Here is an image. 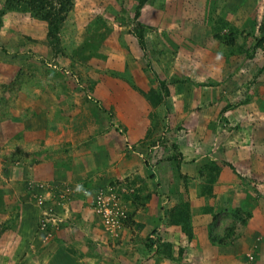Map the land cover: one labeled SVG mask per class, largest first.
Segmentation results:
<instances>
[{"label": "rangeland", "instance_id": "obj_1", "mask_svg": "<svg viewBox=\"0 0 264 264\" xmlns=\"http://www.w3.org/2000/svg\"><path fill=\"white\" fill-rule=\"evenodd\" d=\"M141 1L80 0L60 35L62 53L48 41L45 24L7 23L0 37V264H46L47 251L58 246L76 253L75 245L90 239L84 224L94 221L91 213L106 234L94 245L100 258L119 248L124 264H264V0H146L137 17ZM221 20L247 37L238 42L250 58L219 47L210 30ZM144 32L145 49L138 38ZM64 90L58 115L43 107ZM55 116L68 125H53ZM36 117L46 126H27ZM87 117L105 119L104 126L84 127L89 134L115 129L125 138L117 155L138 154L135 171L160 161H169L176 175L184 165L199 168L206 204L195 213L212 217V234L201 224L200 237L194 235L190 212L179 214L188 221L178 240L159 230L145 245L122 244L126 197L137 191L122 178L92 189L80 167L94 156L65 148L75 142V129L84 130L70 118ZM92 138H84L90 150ZM202 144L212 150L194 164ZM182 151L189 153L187 164ZM45 155L60 172L43 170L50 167ZM34 160L43 166L36 174ZM99 197L119 200L125 212L115 234L97 210ZM138 254L141 260H131Z\"/></svg>", "mask_w": 264, "mask_h": 264}, {"label": "crops", "instance_id": "obj_2", "mask_svg": "<svg viewBox=\"0 0 264 264\" xmlns=\"http://www.w3.org/2000/svg\"><path fill=\"white\" fill-rule=\"evenodd\" d=\"M56 94H57L55 96L56 99L53 100L51 103H49L47 100L44 99L45 101H43V107H46L48 110L49 109L52 110V112L53 110H55V114L58 115V113L61 110H63L64 105H66L65 103H66L67 92L64 90L62 91V93L58 92ZM70 119H71L70 122L75 123L74 125L75 127L82 126L84 128V127L105 125L104 123L105 119L103 117L101 118L87 117L84 119L70 118ZM39 120L40 118L36 117V120L34 121L29 120L25 122L27 126H31V127H33V124L37 125V122L40 123V125L38 126H42V127L46 126V124H43L42 120L40 121ZM49 121H52L54 123L53 125H56V127H62V126L65 127L66 125H68L67 121H69V119L66 118V121H64L62 117L55 116L54 118H49ZM143 125L144 127L147 126L146 120L142 121L139 124V127L142 128V131H143V127H142ZM75 130H76V132L74 131L75 142H73L72 145L67 144L65 148L66 149L71 148L70 150L73 149L75 156L82 157L88 154L94 156V159L86 160L84 164H82V167H80L82 170L84 169V177L87 178V181L84 179L85 180L84 182L90 184V186L93 189L94 184H95L94 186L99 188L101 186H106L108 184H111V182H114L122 178L127 180L129 186L137 191V193L133 195V197L132 195H128L129 197H126L127 198L126 201L128 203V209L130 211V218L127 223L128 227L125 228L123 232V236L121 237V239L123 240L122 244L133 243L134 239H136L140 243H142V245H145L144 241L147 239V237L152 233H155V231L158 232L159 230L163 233L165 232L166 236H168L167 238H171V239L176 238L178 240V238L180 237L179 233L183 232L182 224L181 225L177 224V223H181L179 222L181 217V215L179 214L182 213L191 212V214L194 215L192 217V223L195 229L193 228V230H194V235H197L198 238L200 237V234L197 233V231L199 230L200 232L201 224H203L202 228L203 229L205 228V234L207 233L208 235V233H210L209 232L210 225L213 224L212 217L210 218L209 217L210 215L207 216V215H200L195 213L196 209L200 210V208H202V206L206 204V202L203 201V199L206 198L203 197V194L198 189L200 188L199 186L202 187L205 186L203 180H201L200 178L201 173L198 170L199 168H195L190 165H184L183 168L181 167V170L180 168L178 170V174L179 173L180 174L176 175V173L174 172L177 171H172L173 168L170 167L169 161H160L158 162L157 165L155 164L153 169L151 167L150 170L146 171L141 165H138L135 171L134 165H137L135 159L138 157V154L133 153L128 159H126L125 157L119 158L117 154H120V151H123L125 138H123L122 136H118L115 133V129H112L111 132L113 133L110 134H105L101 132V130L99 129L92 130L93 134L88 133L89 130L88 128H84V130L81 131H78V128ZM146 130H149V128H146L144 130V133ZM59 131L61 133L65 132L64 130L61 129ZM144 133L141 134L142 136L139 139L145 137ZM48 135L49 137H52L50 133ZM88 136L93 137L92 140L96 144V146H93L91 150L90 148L84 146V138ZM70 137L71 135L69 134L68 138ZM137 140H135L134 142H136ZM170 140L168 139V143L172 141ZM205 145L206 144H202L201 147L194 145L196 147L195 148L196 158L194 157L193 159L196 161L192 160L191 161L192 163L194 162V164H198L199 162L198 158H201L206 154H208V151L211 152L212 149L208 150V148H210L211 145L210 144L206 146ZM50 147L57 148V146L55 145L54 146L50 145ZM77 147H81V148L84 147V150L82 151L79 148L77 149ZM108 149H110L112 152L109 153ZM40 150H42L41 152H43L44 150L45 152H48L47 149L44 150L40 149ZM114 150L116 152H114ZM182 153L185 158L184 160L186 161L185 164L189 163V159H188L189 157H187L189 153L188 152L185 153L184 151H182ZM88 156L84 158H87ZM45 157H47V159L44 158L46 160L45 162H48L50 167L43 168V170L48 169L49 172L59 171L54 166V163H51L52 161H49L51 160L50 157L47 155H45ZM105 158L110 159V161H106ZM178 163L181 164V162ZM101 164L103 165L100 166ZM33 165L34 166L32 167L33 168L32 171L35 174H36V170L39 171V167H43L41 165H38V160L37 161L34 160ZM98 165L100 166V170H98L99 169ZM65 170L67 169L65 168ZM21 172L23 174L26 173L24 168H22ZM171 172H173L175 176H173ZM190 175H193V178L192 179L189 178L188 180H190V183L187 184V182L185 183L184 180L186 177ZM219 181L221 180L219 179ZM176 212H178L177 215H175ZM91 214L92 217H88V218L94 221H88V219H86L84 224V234H86L88 237L91 235L90 236L91 240L89 239L88 241H86L84 245L78 243L77 245H75L77 250H82L81 253L79 254L77 250H75L76 253L72 251L71 252L66 251L69 247L63 249L59 248L60 246H58L57 248H50L47 251L49 253L48 257H50V259L46 262V264H124L122 262L123 261L125 262V260L127 261V258L121 255L123 253L119 250V248L113 251L111 257L106 258L105 257L107 256L106 254L104 256L102 255V258H100L99 253H97L95 246H97V242L98 244L100 242L99 241L100 234L104 236H106V234L100 218L96 215H93V213ZM206 217H209V219L206 220L205 219ZM171 233H174L175 235H169ZM182 240L184 241V238H182ZM136 242L137 241H135V243ZM170 243L172 242L170 241ZM59 244H63V243L58 241L57 245ZM115 248L116 246L114 247V249ZM146 252L147 254H149L148 250ZM75 254L76 256H74ZM74 257H76V259ZM139 259L141 260V254H138V256L135 255L131 258V260H134V262H137V260Z\"/></svg>", "mask_w": 264, "mask_h": 264}, {"label": "trees", "instance_id": "obj_3", "mask_svg": "<svg viewBox=\"0 0 264 264\" xmlns=\"http://www.w3.org/2000/svg\"><path fill=\"white\" fill-rule=\"evenodd\" d=\"M79 1L80 0H0V37L5 28H7V23L15 22L16 27H20L19 23L23 20L29 22V24H33L34 22L38 24L42 23L45 24L49 29L47 39L51 46L57 48L58 51L62 53L63 48L60 42V35L69 19L70 14L73 12L76 4ZM145 2L146 0L141 1L137 9V17L140 16L141 9ZM205 5L206 4L203 5V3H200V7L203 9ZM196 22L197 25L203 24L200 21ZM223 28L228 29V33L226 35L222 34ZM210 33L213 35V39L217 41L219 47L230 49V56H248L250 54V49L245 50L239 44L238 40L241 38L246 40L247 37H244V34L242 35V33L236 29L235 25L231 23L229 24L225 20H221L220 22L216 23L215 27L211 28ZM240 34L242 36H239ZM138 38L141 40L143 49H145V45H147L145 42L146 32L138 34ZM250 57L251 55L248 56V58ZM3 99L5 98L3 97ZM183 221L187 222L188 216L181 215L179 222L182 223ZM213 228L214 224L210 228L211 234L213 232ZM166 251H168V254L172 258L170 245L166 246Z\"/></svg>", "mask_w": 264, "mask_h": 264}, {"label": "built area", "instance_id": "obj_4", "mask_svg": "<svg viewBox=\"0 0 264 264\" xmlns=\"http://www.w3.org/2000/svg\"><path fill=\"white\" fill-rule=\"evenodd\" d=\"M102 197V196H101ZM99 197V206L97 210L104 219L107 229L111 233H117L121 228L120 221L124 217V210L119 209V200L116 202L115 198L104 199ZM115 206V208H114Z\"/></svg>", "mask_w": 264, "mask_h": 264}]
</instances>
